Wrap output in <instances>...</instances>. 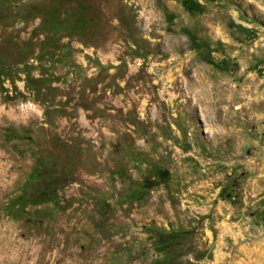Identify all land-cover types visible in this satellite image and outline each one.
Masks as SVG:
<instances>
[{"label":"rangeland","instance_id":"1","mask_svg":"<svg viewBox=\"0 0 264 264\" xmlns=\"http://www.w3.org/2000/svg\"><path fill=\"white\" fill-rule=\"evenodd\" d=\"M0 264H264V0H0Z\"/></svg>","mask_w":264,"mask_h":264},{"label":"bare ground","instance_id":"2","mask_svg":"<svg viewBox=\"0 0 264 264\" xmlns=\"http://www.w3.org/2000/svg\"><path fill=\"white\" fill-rule=\"evenodd\" d=\"M210 99V98H209Z\"/></svg>","mask_w":264,"mask_h":264}]
</instances>
